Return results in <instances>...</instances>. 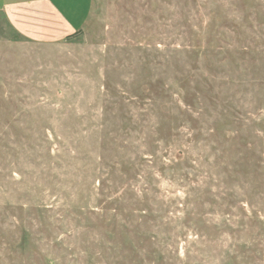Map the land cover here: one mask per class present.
I'll return each mask as SVG.
<instances>
[{
    "label": "rangeland",
    "instance_id": "374dc122",
    "mask_svg": "<svg viewBox=\"0 0 264 264\" xmlns=\"http://www.w3.org/2000/svg\"><path fill=\"white\" fill-rule=\"evenodd\" d=\"M4 32L0 264H264V0Z\"/></svg>",
    "mask_w": 264,
    "mask_h": 264
},
{
    "label": "crops",
    "instance_id": "0c3cea01",
    "mask_svg": "<svg viewBox=\"0 0 264 264\" xmlns=\"http://www.w3.org/2000/svg\"><path fill=\"white\" fill-rule=\"evenodd\" d=\"M93 0H0V37L38 44L60 42L87 22Z\"/></svg>",
    "mask_w": 264,
    "mask_h": 264
},
{
    "label": "trees",
    "instance_id": "16d2710c",
    "mask_svg": "<svg viewBox=\"0 0 264 264\" xmlns=\"http://www.w3.org/2000/svg\"><path fill=\"white\" fill-rule=\"evenodd\" d=\"M76 34V33H75ZM75 34H72V35H70V36H67V37H71V36H73V35H75Z\"/></svg>",
    "mask_w": 264,
    "mask_h": 264
}]
</instances>
